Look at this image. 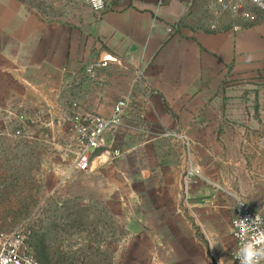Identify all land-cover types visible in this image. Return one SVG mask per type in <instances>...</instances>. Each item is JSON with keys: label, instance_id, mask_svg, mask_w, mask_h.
<instances>
[{"label": "rangeland", "instance_id": "obj_1", "mask_svg": "<svg viewBox=\"0 0 264 264\" xmlns=\"http://www.w3.org/2000/svg\"><path fill=\"white\" fill-rule=\"evenodd\" d=\"M126 1L103 0L101 10ZM26 2L53 19L67 12L71 21L94 6L93 0ZM222 2L204 0L195 26L204 28L209 19V30L252 22L242 16L252 8L244 5L238 14L229 0ZM233 81L219 103L264 104V97L253 92L264 85ZM63 107L54 102L48 128L10 114L14 128L0 134V217L4 230L19 236L28 253L41 264H236L229 226L235 197L254 204L264 198V141L256 140L252 123L258 115L263 121L264 113L230 112V122L249 116V123L215 130L229 143L214 144L211 155L201 146L194 152L180 145L173 147L174 160H165L171 146H160V151L149 146L147 151V146H129L123 139L116 144L122 149L119 158L103 152L104 160H93L87 172H80L72 164L73 128L64 123ZM212 159L219 164L214 166L222 174L220 183L230 187L208 191L199 173Z\"/></svg>", "mask_w": 264, "mask_h": 264}, {"label": "crops", "instance_id": "obj_2", "mask_svg": "<svg viewBox=\"0 0 264 264\" xmlns=\"http://www.w3.org/2000/svg\"><path fill=\"white\" fill-rule=\"evenodd\" d=\"M203 1L127 0L110 9L85 7L71 21L67 12L53 19L26 0H0V134L14 128L10 114L48 128L54 102L66 115L73 101L81 111L107 115L128 98L118 141L147 151L171 146L165 160H174L173 147L180 145L211 155L214 144L229 143L215 130L249 123V116L230 122V112L264 113V104L219 103L230 80L264 85V11L247 25L209 30L210 19L195 26ZM253 92L264 97L263 88ZM252 120L260 143L264 120ZM213 161L205 166L212 173H199L208 191L230 187L220 183Z\"/></svg>", "mask_w": 264, "mask_h": 264}, {"label": "built area", "instance_id": "obj_3", "mask_svg": "<svg viewBox=\"0 0 264 264\" xmlns=\"http://www.w3.org/2000/svg\"><path fill=\"white\" fill-rule=\"evenodd\" d=\"M164 3L166 0H158ZM223 3V0H217ZM228 1V0H227ZM233 12L240 14L244 5L252 8L242 13L248 20H255L256 10L264 11V0H229ZM96 10L103 8V0H93ZM106 62H96L94 66H104ZM90 70V69H89ZM128 98H120L113 106L110 114L102 115L95 112L81 111L76 101L71 103L66 120L73 128V156L72 164L78 171L87 172L98 152H106L112 159L122 155V149L117 147L118 131L122 118L129 107ZM24 115L18 117L23 120ZM24 121V120H23ZM20 130L17 131L20 134ZM257 218L259 222H257ZM230 233L234 241L233 258L239 264V251L246 241H254L264 234V198L256 204L240 196L235 197V206L229 222ZM264 244V241H262ZM262 244L256 245L261 247ZM0 264H41L35 256L27 252L23 240L15 233L6 232L3 228V219L0 217ZM264 264V258L258 261Z\"/></svg>", "mask_w": 264, "mask_h": 264}, {"label": "clouds", "instance_id": "obj_4", "mask_svg": "<svg viewBox=\"0 0 264 264\" xmlns=\"http://www.w3.org/2000/svg\"><path fill=\"white\" fill-rule=\"evenodd\" d=\"M257 222H259L257 218ZM264 234L258 236L254 241H246L240 248L239 251V264H258L261 258H264ZM262 244L261 247H256V245Z\"/></svg>", "mask_w": 264, "mask_h": 264}, {"label": "bare ground", "instance_id": "obj_5", "mask_svg": "<svg viewBox=\"0 0 264 264\" xmlns=\"http://www.w3.org/2000/svg\"><path fill=\"white\" fill-rule=\"evenodd\" d=\"M106 157H107L106 153L100 154L96 156V158L94 159V163L97 164L101 162L102 160H104Z\"/></svg>", "mask_w": 264, "mask_h": 264}, {"label": "water", "instance_id": "obj_6", "mask_svg": "<svg viewBox=\"0 0 264 264\" xmlns=\"http://www.w3.org/2000/svg\"><path fill=\"white\" fill-rule=\"evenodd\" d=\"M104 55H105V56H108V53L105 52ZM101 153H103V151H102V152H98V153H97V156L100 155Z\"/></svg>", "mask_w": 264, "mask_h": 264}]
</instances>
